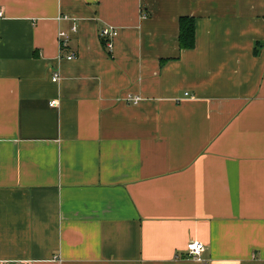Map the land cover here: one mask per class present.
<instances>
[{"label":"crops","instance_id":"obj_1","mask_svg":"<svg viewBox=\"0 0 264 264\" xmlns=\"http://www.w3.org/2000/svg\"><path fill=\"white\" fill-rule=\"evenodd\" d=\"M0 11V264H264V0Z\"/></svg>","mask_w":264,"mask_h":264},{"label":"built area","instance_id":"obj_2","mask_svg":"<svg viewBox=\"0 0 264 264\" xmlns=\"http://www.w3.org/2000/svg\"><path fill=\"white\" fill-rule=\"evenodd\" d=\"M3 17V12L0 11V19ZM67 18V16H61L59 18ZM78 29L77 25L74 24L72 26V31L76 32ZM119 30L118 28L114 27V26H107L102 30V36L106 39V45L109 49H112L113 45H114V38L118 36ZM59 43H60V49L66 50L69 47V43H70V35L67 31L65 30H60L59 34ZM67 59L71 60L75 58V54L74 53H69L66 56ZM60 79V73L57 72L54 74L53 80L54 81H58ZM136 103L139 102L140 97H135L133 99ZM58 101H52V105L57 104ZM187 257L190 258H194V259H198V260H203L202 258V254L205 251L206 247L205 244L201 241L198 240H194L191 241L187 244Z\"/></svg>","mask_w":264,"mask_h":264},{"label":"trees","instance_id":"obj_3","mask_svg":"<svg viewBox=\"0 0 264 264\" xmlns=\"http://www.w3.org/2000/svg\"><path fill=\"white\" fill-rule=\"evenodd\" d=\"M104 45H106V39L102 36ZM179 42L181 48H193L196 44V21L194 17L183 16L180 18V36ZM261 43L256 45V53L259 52ZM107 47V45H106Z\"/></svg>","mask_w":264,"mask_h":264}]
</instances>
